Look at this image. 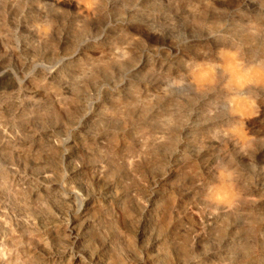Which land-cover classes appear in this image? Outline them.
<instances>
[{
  "label": "rangeland",
  "instance_id": "rangeland-1",
  "mask_svg": "<svg viewBox=\"0 0 264 264\" xmlns=\"http://www.w3.org/2000/svg\"><path fill=\"white\" fill-rule=\"evenodd\" d=\"M0 264H264V0H0Z\"/></svg>",
  "mask_w": 264,
  "mask_h": 264
},
{
  "label": "clouds",
  "instance_id": "clouds-1",
  "mask_svg": "<svg viewBox=\"0 0 264 264\" xmlns=\"http://www.w3.org/2000/svg\"><path fill=\"white\" fill-rule=\"evenodd\" d=\"M42 31H47L43 28ZM238 177L228 168H219L215 172V179L204 190V198L213 204L231 206L238 198L239 192L235 189Z\"/></svg>",
  "mask_w": 264,
  "mask_h": 264
}]
</instances>
